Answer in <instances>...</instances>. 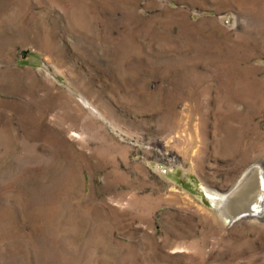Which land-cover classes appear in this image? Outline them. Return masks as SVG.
<instances>
[{
	"label": "rangeland",
	"instance_id": "1",
	"mask_svg": "<svg viewBox=\"0 0 264 264\" xmlns=\"http://www.w3.org/2000/svg\"><path fill=\"white\" fill-rule=\"evenodd\" d=\"M260 164L264 0H0V264H264Z\"/></svg>",
	"mask_w": 264,
	"mask_h": 264
},
{
	"label": "bare ground",
	"instance_id": "2",
	"mask_svg": "<svg viewBox=\"0 0 264 264\" xmlns=\"http://www.w3.org/2000/svg\"><path fill=\"white\" fill-rule=\"evenodd\" d=\"M259 180L261 181L259 182ZM263 185L264 165H255L252 170L243 175L235 189L221 198V203L227 206L230 212L235 214V217L251 218L258 215V217L264 218Z\"/></svg>",
	"mask_w": 264,
	"mask_h": 264
}]
</instances>
